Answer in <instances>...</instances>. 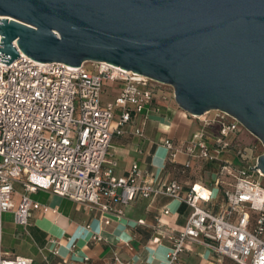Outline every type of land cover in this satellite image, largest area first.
Segmentation results:
<instances>
[{
	"label": "built area",
	"instance_id": "built-area-1",
	"mask_svg": "<svg viewBox=\"0 0 264 264\" xmlns=\"http://www.w3.org/2000/svg\"><path fill=\"white\" fill-rule=\"evenodd\" d=\"M107 83L117 92L102 104L100 94ZM168 99L174 100L171 85L106 61L87 60L78 66L36 62L18 50L7 65L0 62V264H32L28 256H7L1 250L2 214L11 212L15 225L26 226L34 210H45L31 197L39 190L94 210L102 225L123 218L124 206L138 197L167 196L186 203L191 212L182 229L166 230L171 244L165 264H181L179 255L191 242L236 264H264V174L245 165L238 167L225 156L233 152L246 163L251 158L247 150L252 151L238 142L244 127L229 113L220 109L198 116L188 113L197 121L191 136L179 144L168 138L162 142L168 161H176L183 153L187 158L218 162L213 187L194 182L181 194L182 185L176 179L144 174L136 162L126 174L114 173L111 137L122 134L123 125L132 126V132L143 137L145 120L159 111L156 100ZM140 113L144 115L135 126ZM256 161L257 157L249 166ZM15 186L19 191L14 206ZM169 213L170 208H163L162 214ZM158 221L162 223L161 217ZM81 228L91 242L106 240L88 223ZM120 241L132 249L128 240ZM47 242V251L56 258L53 264H87L89 260L85 254L77 255L69 234L64 244L54 237ZM61 246H66L68 256L60 253ZM41 259L51 264L46 254ZM106 264L133 263L113 250Z\"/></svg>",
	"mask_w": 264,
	"mask_h": 264
},
{
	"label": "water",
	"instance_id": "water-1",
	"mask_svg": "<svg viewBox=\"0 0 264 264\" xmlns=\"http://www.w3.org/2000/svg\"><path fill=\"white\" fill-rule=\"evenodd\" d=\"M0 36L6 65L18 50L106 61L171 85L187 113H229L264 147V0H0ZM246 167L264 174V151Z\"/></svg>",
	"mask_w": 264,
	"mask_h": 264
},
{
	"label": "crops",
	"instance_id": "crops-1",
	"mask_svg": "<svg viewBox=\"0 0 264 264\" xmlns=\"http://www.w3.org/2000/svg\"><path fill=\"white\" fill-rule=\"evenodd\" d=\"M116 88L107 83L100 94V102L113 99ZM158 112H151L143 125L144 136L132 132V126L123 125V133L113 135L109 151L116 159L114 173L126 174L136 162L144 174H152L165 179H176L182 185L181 194H185L194 182L213 187L218 162L202 160L198 157L187 158L179 153L176 161L166 159V151L162 142L168 138L175 144L188 139L197 121L181 109L173 99L156 100ZM115 110L114 112H116ZM143 113L135 116L134 125L140 124ZM115 113L113 121L116 119ZM242 133V132H241ZM240 133V134H241ZM234 162L235 154H225ZM189 161L188 165L184 162ZM19 188L15 186L12 203L18 201ZM31 197L45 207L34 210L26 226H18L12 222L11 212L2 214L1 250L7 256L14 254L32 258V264H44L42 254H46L53 264L55 257L47 251L48 238H59L64 244V236L70 235L76 242L78 256L87 255V264H106L110 261L112 251L131 261L133 264H165V254L171 242L166 230L173 227L183 228L191 208L184 202H178L167 196H156L153 199L142 197L123 208V218L102 225L98 214L88 210L81 204L66 197L39 190ZM170 208L171 213L162 214L163 208ZM161 217V222L158 218ZM143 220L144 223H138ZM88 223L94 231L101 233L106 240L91 242L81 225ZM128 240L132 249L124 247L120 240ZM60 253L68 256L66 246L60 247ZM181 264H236L230 258L212 254L203 245L196 242L188 244V250L180 253ZM75 264H82L76 261Z\"/></svg>",
	"mask_w": 264,
	"mask_h": 264
},
{
	"label": "rangeland",
	"instance_id": "rangeland-1",
	"mask_svg": "<svg viewBox=\"0 0 264 264\" xmlns=\"http://www.w3.org/2000/svg\"><path fill=\"white\" fill-rule=\"evenodd\" d=\"M238 142H240L242 147L246 146L252 149V151L247 150V154H251V158L246 163L236 156L233 163L238 167L252 165L254 163V158L258 157L264 151L262 143L245 128L242 133L238 135Z\"/></svg>",
	"mask_w": 264,
	"mask_h": 264
}]
</instances>
